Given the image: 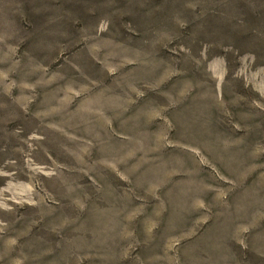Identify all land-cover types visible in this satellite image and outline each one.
I'll return each instance as SVG.
<instances>
[{"label":"rangeland","instance_id":"obj_1","mask_svg":"<svg viewBox=\"0 0 264 264\" xmlns=\"http://www.w3.org/2000/svg\"><path fill=\"white\" fill-rule=\"evenodd\" d=\"M0 264H264V0H0Z\"/></svg>","mask_w":264,"mask_h":264}]
</instances>
